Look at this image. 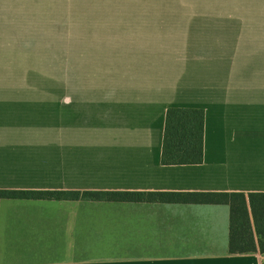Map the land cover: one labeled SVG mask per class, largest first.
Masks as SVG:
<instances>
[{
	"label": "crops",
	"instance_id": "obj_1",
	"mask_svg": "<svg viewBox=\"0 0 264 264\" xmlns=\"http://www.w3.org/2000/svg\"><path fill=\"white\" fill-rule=\"evenodd\" d=\"M166 13L0 0V189L264 192V0L189 5L174 36ZM172 107L204 109L202 163H162ZM230 212L4 198L0 264H264Z\"/></svg>",
	"mask_w": 264,
	"mask_h": 264
},
{
	"label": "trees",
	"instance_id": "obj_2",
	"mask_svg": "<svg viewBox=\"0 0 264 264\" xmlns=\"http://www.w3.org/2000/svg\"><path fill=\"white\" fill-rule=\"evenodd\" d=\"M205 111L172 107L166 112L162 163L198 164L204 160ZM4 198L87 199L162 203H225L230 206V252L264 254V192H170L123 190L0 189Z\"/></svg>",
	"mask_w": 264,
	"mask_h": 264
},
{
	"label": "rangeland",
	"instance_id": "obj_3",
	"mask_svg": "<svg viewBox=\"0 0 264 264\" xmlns=\"http://www.w3.org/2000/svg\"><path fill=\"white\" fill-rule=\"evenodd\" d=\"M84 5H101V6H112L115 9L119 8H153L161 11L174 12V13H166L159 14L157 16H161L166 18L160 20L163 23L157 24L156 29L160 27L165 31L172 30V36L174 33H177V29L181 31V29L186 26V10L189 5L191 6H199L202 5V0H83ZM101 16V15H100ZM112 18L109 24L110 26H114V24H118L119 21L115 20L116 17L121 15L119 14H111L108 15ZM171 36V35H169ZM264 256V254H262Z\"/></svg>",
	"mask_w": 264,
	"mask_h": 264
}]
</instances>
